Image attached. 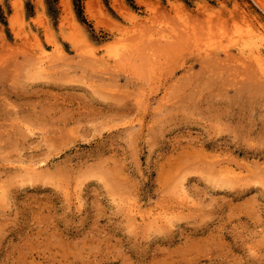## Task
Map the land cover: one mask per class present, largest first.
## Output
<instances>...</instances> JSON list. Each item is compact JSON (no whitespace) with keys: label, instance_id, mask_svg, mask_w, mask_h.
<instances>
[{"label":"rangeland","instance_id":"374dc122","mask_svg":"<svg viewBox=\"0 0 264 264\" xmlns=\"http://www.w3.org/2000/svg\"><path fill=\"white\" fill-rule=\"evenodd\" d=\"M263 3L0 0V264H264Z\"/></svg>","mask_w":264,"mask_h":264},{"label":"bare ground","instance_id":"6f19581e","mask_svg":"<svg viewBox=\"0 0 264 264\" xmlns=\"http://www.w3.org/2000/svg\"><path fill=\"white\" fill-rule=\"evenodd\" d=\"M264 4V3H263ZM255 39L249 36V38L244 37V42L242 44V47L240 48L241 53L243 54H249V58L253 57V62L259 67L264 66V53L259 47H256V44H254ZM96 58L95 56H92V58ZM93 58V59H94ZM244 59V58H243ZM246 65V62L244 63ZM263 70V69H262ZM23 161V160H22ZM21 161V162H22ZM25 164V162H24ZM31 165V164H30ZM34 165V164H33ZM37 166V164H36ZM27 167V165H26ZM30 168V167H29ZM34 169V167H31ZM30 168V169H31ZM36 168V167H35ZM29 169V170H30ZM32 169V170H33ZM28 170V169H27ZM30 170V171H32ZM35 172V170H33ZM32 171V172H33ZM231 177V176H230ZM185 193V192H184ZM183 195V194H182ZM186 195V194H185ZM181 198V196H180ZM183 199V198H182ZM178 201V200H177ZM186 202V201H185ZM178 203V202H177ZM182 204V203H181ZM191 204V203H190ZM130 206V205H129ZM188 206V205H187ZM181 207V206H180ZM184 207V206H183ZM185 208V207H184ZM189 208V207H188ZM192 208V207H191ZM182 209V208H181ZM141 207H139L136 204H133L130 206L129 211L132 214L133 219L135 220L136 224H144L147 223V225L155 226L157 225L159 227L160 224L164 225V223L168 220V214H161L155 211H148V212H142ZM177 210V209H176ZM184 210V209H183ZM180 212V211H179ZM171 214V213H170ZM173 214V213H172ZM169 221V220H168ZM167 221V223H168ZM171 221V220H170ZM145 225V224H144ZM152 226V227H153Z\"/></svg>","mask_w":264,"mask_h":264}]
</instances>
